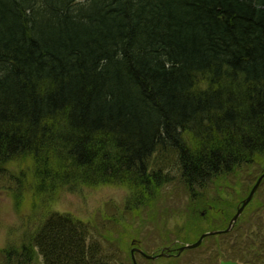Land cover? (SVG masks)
Segmentation results:
<instances>
[{
	"label": "trees",
	"instance_id": "16d2710c",
	"mask_svg": "<svg viewBox=\"0 0 264 264\" xmlns=\"http://www.w3.org/2000/svg\"><path fill=\"white\" fill-rule=\"evenodd\" d=\"M175 169L195 232L226 229L264 174V0H0V178L27 226L1 264H132L134 224L162 229ZM102 185L127 189L122 209L80 221L47 208ZM262 195L264 179L253 223L212 237L224 249L207 263L264 264Z\"/></svg>",
	"mask_w": 264,
	"mask_h": 264
},
{
	"label": "rangeland",
	"instance_id": "374dc122",
	"mask_svg": "<svg viewBox=\"0 0 264 264\" xmlns=\"http://www.w3.org/2000/svg\"><path fill=\"white\" fill-rule=\"evenodd\" d=\"M80 1L83 2L84 0ZM10 170L9 174H17L18 170L15 167H11ZM172 175L175 178L173 179L171 185L163 188L162 196L159 198L157 203V210L161 211V213L163 214V217L161 218L162 229H156L155 227L148 226L147 221H145L146 218L144 214L142 223L137 222L134 224V228L139 230L138 236L136 237L137 239L135 241V244L137 246L135 247L140 249L147 255L160 254V251L162 249L166 248L174 239L177 238L176 230L179 227H185L187 225L185 228H183V232H192V235L190 236H185V233L180 235L179 238H181V241H183H179L181 243H191L193 241L195 242L199 234L207 232L206 230H211V227L207 226L205 222L199 221V231L195 232L196 226L192 221V217L194 216L193 212L197 207H193V204H191V202L189 201V195L184 188L182 180L180 179L179 173H177L176 169L174 170V174ZM234 187L240 190L237 181L235 182ZM13 189L14 187L13 185H11L10 181L5 178H0V264L3 260V255L1 253L2 250L8 246H18V244L21 242L24 232L27 230V226L24 221L26 215L19 216L16 213L12 198ZM230 191L236 192V189L234 191ZM212 193L213 191L210 192V195H212ZM238 194L234 193L235 197L233 198L235 201ZM128 195L129 193L127 189L120 186H79L72 190L61 189L56 192L53 197L51 196L47 208H50L51 211L57 213L69 214L80 221H86L94 214L100 213V211H102L104 215L107 216L114 213V209H112V207L122 209L126 203V199H128ZM243 196L245 197V195ZM262 197L264 198V195H262ZM221 198L225 199L228 202L232 201L231 197L228 198L224 194H222ZM262 200L263 199H261V201ZM235 208L236 207L232 209V213H235ZM255 208V205L253 207L249 206L248 208H246V212L248 214H242V223L244 220H247V222H249V219L252 216L253 218L257 216L258 213L256 212V210H254ZM203 215L205 216V214ZM252 223V221L249 222V225H251ZM163 225L165 226V228L163 227ZM248 227L249 226H245V229H240L239 231L243 234L245 233V235L257 233V227H250L249 229ZM215 228L219 229L217 227ZM235 236L237 235L234 234V237ZM212 237L216 236L206 237L201 243V246L194 250H191L192 252H184L176 258L166 257L159 258V260L156 261H150L139 256L138 254V256H136L135 252L133 256L135 257L137 264H209L207 263L208 257L212 256L213 254L219 253L220 250L224 249V247L215 246V243H217L218 240L213 239ZM234 237L232 238L235 241L237 237L240 236H237L236 238ZM243 238L244 237L241 236V239ZM131 251L132 248L129 251L130 255ZM214 260L215 262H212L211 264H219V261L223 259L218 258ZM34 264H43L42 258L40 256L37 257V260Z\"/></svg>",
	"mask_w": 264,
	"mask_h": 264
},
{
	"label": "water",
	"instance_id": "95a60500",
	"mask_svg": "<svg viewBox=\"0 0 264 264\" xmlns=\"http://www.w3.org/2000/svg\"><path fill=\"white\" fill-rule=\"evenodd\" d=\"M263 179H264V174L261 175L260 177H258L255 184L253 185V187L249 191L248 195L241 201V203H240L239 207L237 208L235 214L230 219L226 229L219 230V231H209V232L203 233L199 236V238L195 242L188 243V244L187 243L182 244L177 249V255L176 256H179L182 252L198 248L201 245V243L203 242V240L208 236H216V235L227 234V233L231 232V230L235 226L237 220L240 218V216L242 215V213L245 210V208L247 207V205L252 201V199H253V197H254V195H255V193H256V191H257V189H258V187H259V185ZM168 250H169V248H164L160 252V254H158V255H147L144 252H142L140 249H133L131 251L132 264H137L135 261V258L133 256L134 252H136L137 254H139L140 256H142L143 258H145L147 260L156 261L159 258L168 257V255L164 253V251H168ZM219 264H240V263L233 261V260H223V261H220Z\"/></svg>",
	"mask_w": 264,
	"mask_h": 264
},
{
	"label": "flooded vegetation",
	"instance_id": "af4514ba",
	"mask_svg": "<svg viewBox=\"0 0 264 264\" xmlns=\"http://www.w3.org/2000/svg\"><path fill=\"white\" fill-rule=\"evenodd\" d=\"M220 262V261H219Z\"/></svg>",
	"mask_w": 264,
	"mask_h": 264
}]
</instances>
